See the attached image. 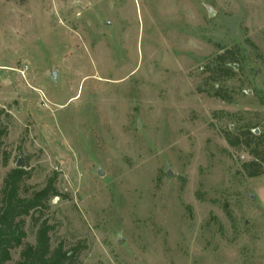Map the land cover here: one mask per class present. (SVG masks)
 Wrapping results in <instances>:
<instances>
[{
    "label": "rangeland",
    "instance_id": "1",
    "mask_svg": "<svg viewBox=\"0 0 264 264\" xmlns=\"http://www.w3.org/2000/svg\"><path fill=\"white\" fill-rule=\"evenodd\" d=\"M0 110V207L11 169L24 197L56 177L43 219L76 264H264V174L226 139L264 142V0H0Z\"/></svg>",
    "mask_w": 264,
    "mask_h": 264
},
{
    "label": "trees",
    "instance_id": "2",
    "mask_svg": "<svg viewBox=\"0 0 264 264\" xmlns=\"http://www.w3.org/2000/svg\"><path fill=\"white\" fill-rule=\"evenodd\" d=\"M237 52L226 50L216 56L208 65L210 73L209 81L212 83L221 80H230L236 77L232 65L240 64ZM223 101L228 100L224 88L214 89L212 94ZM4 111L0 110V172L9 162V155L5 151V138L8 128L2 121ZM230 146L234 148L244 147L253 157V160L243 164V170L250 178H257L264 174V154L262 152L263 138L253 134L251 129H242L237 134H226ZM28 172L24 169H11L3 181L1 189L0 207V264H8L12 260L11 252L18 248L21 251V259L17 264H76L78 261V249L68 251L63 242L57 247L52 246L50 233L53 227L48 219H43L52 199L60 197L56 186V177L48 180L46 186L29 196H22V188ZM36 215H39L35 217ZM35 219L38 226L36 242H26L27 232L25 218Z\"/></svg>",
    "mask_w": 264,
    "mask_h": 264
},
{
    "label": "water",
    "instance_id": "3",
    "mask_svg": "<svg viewBox=\"0 0 264 264\" xmlns=\"http://www.w3.org/2000/svg\"><path fill=\"white\" fill-rule=\"evenodd\" d=\"M52 77H53L54 79H56V78H57V72H54V73L52 74ZM18 167H21V162L18 163ZM170 175H171V173H170Z\"/></svg>",
    "mask_w": 264,
    "mask_h": 264
}]
</instances>
